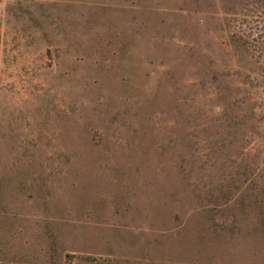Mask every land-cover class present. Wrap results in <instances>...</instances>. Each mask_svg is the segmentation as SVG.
Returning <instances> with one entry per match:
<instances>
[{"label": "rangeland", "instance_id": "374dc122", "mask_svg": "<svg viewBox=\"0 0 264 264\" xmlns=\"http://www.w3.org/2000/svg\"><path fill=\"white\" fill-rule=\"evenodd\" d=\"M0 263L264 264V0H0Z\"/></svg>", "mask_w": 264, "mask_h": 264}, {"label": "trees", "instance_id": "16d2710c", "mask_svg": "<svg viewBox=\"0 0 264 264\" xmlns=\"http://www.w3.org/2000/svg\"><path fill=\"white\" fill-rule=\"evenodd\" d=\"M0 264H4V263H0Z\"/></svg>", "mask_w": 264, "mask_h": 264}]
</instances>
